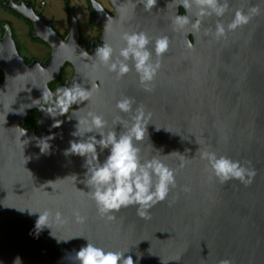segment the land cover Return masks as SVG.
<instances>
[{
	"label": "water",
	"instance_id": "obj_1",
	"mask_svg": "<svg viewBox=\"0 0 264 264\" xmlns=\"http://www.w3.org/2000/svg\"><path fill=\"white\" fill-rule=\"evenodd\" d=\"M243 1L261 10L245 30L229 31L219 40L171 35L168 68L159 71L151 92L143 90L134 71L117 79L91 67L82 51L67 56L75 71L62 86L73 80L86 88L98 86L91 102L73 105L79 108L76 118L96 111L111 126L122 95L133 97L134 108L150 114L138 143L141 158L157 157L176 169L177 186L150 210L149 218L138 216L135 206L121 209L113 221L98 215L82 183L84 158L65 155L70 141L79 139L72 136L76 119L71 111L60 125L42 131L40 145L48 140V152L39 148L30 159L10 151L9 164L0 165V192L10 194V207L19 208L22 200L29 208L39 202L50 213L46 237H75L76 251L86 244L84 236L97 246L125 252L134 264H221L226 259L264 264V0ZM57 59L54 52L45 72L52 69L55 75ZM121 115L127 120L132 114ZM205 150L250 162L256 171L252 183L219 182L205 169L200 157ZM76 210L86 217L83 222L76 219Z\"/></svg>",
	"mask_w": 264,
	"mask_h": 264
},
{
	"label": "flooded vegetation",
	"instance_id": "obj_2",
	"mask_svg": "<svg viewBox=\"0 0 264 264\" xmlns=\"http://www.w3.org/2000/svg\"><path fill=\"white\" fill-rule=\"evenodd\" d=\"M58 6L63 10L62 19ZM251 7L243 0H229L228 11L219 19L230 21L236 9L247 12ZM196 11L195 5L185 10L177 0H157L152 11H145L141 0H0V165L9 164L10 151H20L17 158H35L42 131L55 126L54 120L67 118L68 113L48 116L40 109L42 100L36 101L45 87L54 91L71 81L75 67L67 56L81 51L94 55L104 42L118 50L123 44L121 32L139 30L151 38L169 37V50L160 58L163 71L168 68L171 35H189L192 40L191 35H205V29L213 35L215 16L206 17L199 32L190 27L173 29V16L194 18ZM47 29L50 31L45 33ZM54 52L60 62L55 75L52 69L44 70ZM87 62L91 67L95 63L92 59ZM9 199V193L0 192V264H13L16 257L21 264H75L71 239L58 243L50 234L46 237L44 226L37 234L36 222L44 212L39 202L29 208L22 200L18 208L10 207Z\"/></svg>",
	"mask_w": 264,
	"mask_h": 264
},
{
	"label": "clouds",
	"instance_id": "obj_3",
	"mask_svg": "<svg viewBox=\"0 0 264 264\" xmlns=\"http://www.w3.org/2000/svg\"><path fill=\"white\" fill-rule=\"evenodd\" d=\"M145 11H152L157 0H141ZM95 3V0H94ZM177 3L185 10H190L194 5L197 9L195 17L189 15H175L172 17L174 30L189 28L193 32L201 31L202 24L206 17H217L214 32L216 39H221L229 31H235L247 25L253 16L260 13L256 6L251 7L247 12L243 9H236L231 20L225 23L219 19L229 9V0H177ZM136 4H133V11ZM97 10H103L98 8ZM119 11V9H118ZM34 20L39 17L33 13ZM47 29L45 33H48ZM204 34L208 35L209 30L205 29ZM122 46L117 50L111 43L104 42L96 49L94 55L83 51L86 59H92L95 63L94 69H104L113 73L117 79H122L126 74L134 71L138 78L139 85L144 91L153 90L154 81L160 71V58L170 47L168 36L149 37L144 31L129 30L120 34ZM151 45V47H149ZM187 46L192 48L191 42ZM156 59H153V57ZM94 90L98 86L91 84L86 88L84 83L73 80L70 85L59 86L54 91L45 87L42 96L36 101L40 109L52 118L64 116L71 111V116L79 109H73V105H81L83 102H91ZM133 97L122 95L115 102L117 115L109 121L102 113L88 111L83 116L76 118L73 137L65 155H77L84 158L86 165L82 183L87 187L89 198L94 202L96 211L101 218L108 221L116 219V213L129 206H135L137 215L142 218L150 217V210L158 203L165 201L172 189L177 186L176 169L170 168L163 160L152 157L142 159L138 143L141 142L147 126L149 116L143 108H134ZM121 114H132L127 120ZM60 120H54V125H59ZM123 131H117V126ZM25 135V132L21 136ZM41 153L48 152L50 145L45 140L43 145L38 144ZM107 150L103 160L100 155ZM206 162L205 169L219 182L225 183L230 180H237L245 186L252 183L256 175L250 162L243 163L240 160L232 159L226 155L217 154L212 150H205L200 154ZM181 167L184 162H181ZM185 191L190 189L185 187ZM50 213L45 210L39 213L36 222L37 234L42 226H45ZM76 219L83 222L86 217L80 214L79 210L74 212ZM59 220L62 213L57 210L55 213ZM83 237L87 242L75 252L73 256L75 264H134L131 256H124L125 252L110 250L97 246ZM68 239H57V242H67ZM13 264H21L20 258L16 257ZM221 264H232L230 260H223Z\"/></svg>",
	"mask_w": 264,
	"mask_h": 264
},
{
	"label": "rangeland",
	"instance_id": "obj_4",
	"mask_svg": "<svg viewBox=\"0 0 264 264\" xmlns=\"http://www.w3.org/2000/svg\"><path fill=\"white\" fill-rule=\"evenodd\" d=\"M37 1V0H36ZM60 9V18L62 19L64 16L63 10L61 9V6H58V10ZM2 17V15H0Z\"/></svg>",
	"mask_w": 264,
	"mask_h": 264
}]
</instances>
